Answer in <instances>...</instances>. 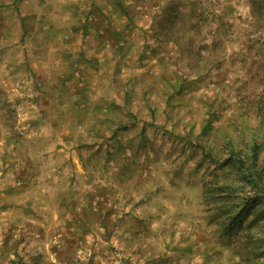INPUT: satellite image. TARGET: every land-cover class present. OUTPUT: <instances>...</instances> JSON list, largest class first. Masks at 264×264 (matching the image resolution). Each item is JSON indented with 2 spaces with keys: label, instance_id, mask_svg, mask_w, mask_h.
<instances>
[{
  "label": "rangeland",
  "instance_id": "374dc122",
  "mask_svg": "<svg viewBox=\"0 0 264 264\" xmlns=\"http://www.w3.org/2000/svg\"><path fill=\"white\" fill-rule=\"evenodd\" d=\"M258 102L264 0H0V262L264 264Z\"/></svg>",
  "mask_w": 264,
  "mask_h": 264
},
{
  "label": "trees",
  "instance_id": "16d2710c",
  "mask_svg": "<svg viewBox=\"0 0 264 264\" xmlns=\"http://www.w3.org/2000/svg\"><path fill=\"white\" fill-rule=\"evenodd\" d=\"M257 114L264 117V103L258 102ZM262 150L263 145L257 140L248 145L246 150L230 146L229 155L226 159L218 162V165L222 169L228 167L229 173H232L239 182L250 184L256 191L262 190L264 192V165L261 167L258 166V160ZM218 179L221 178L218 177ZM233 188L234 187H232L230 183H221L217 185V187L209 189V196L212 198L216 194L215 196L217 197L216 203L218 205H215V210L226 214L228 225L230 226L229 228L240 227L245 220L253 215L255 210H257L256 212L258 213L260 212L258 203L259 198L256 199L259 194L254 197H247L246 199L245 195H242L244 198H242L241 202L233 203V200L238 197V195L233 193ZM231 207H234L236 211L231 212ZM262 212H264V209ZM254 222L255 221L252 220L250 224ZM246 260L248 264H256V259L253 257ZM0 264L24 263L21 258H17L16 260L9 259L6 262H0Z\"/></svg>",
  "mask_w": 264,
  "mask_h": 264
}]
</instances>
